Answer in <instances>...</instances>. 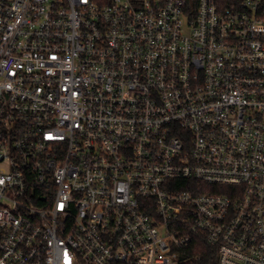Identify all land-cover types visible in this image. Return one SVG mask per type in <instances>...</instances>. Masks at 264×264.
Listing matches in <instances>:
<instances>
[{
    "label": "built area",
    "instance_id": "2783aa9c",
    "mask_svg": "<svg viewBox=\"0 0 264 264\" xmlns=\"http://www.w3.org/2000/svg\"><path fill=\"white\" fill-rule=\"evenodd\" d=\"M264 264V0H0V264Z\"/></svg>",
    "mask_w": 264,
    "mask_h": 264
},
{
    "label": "trees",
    "instance_id": "16d2710c",
    "mask_svg": "<svg viewBox=\"0 0 264 264\" xmlns=\"http://www.w3.org/2000/svg\"><path fill=\"white\" fill-rule=\"evenodd\" d=\"M186 11L193 15L197 0H184ZM193 253L199 256L196 264H218V255L215 247L209 245L204 239L197 240L193 244Z\"/></svg>",
    "mask_w": 264,
    "mask_h": 264
}]
</instances>
